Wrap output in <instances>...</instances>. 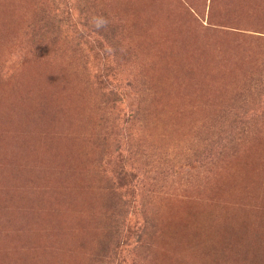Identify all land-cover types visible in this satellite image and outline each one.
I'll list each match as a JSON object with an SVG mask.
<instances>
[{"label": "rangeland", "instance_id": "rangeland-1", "mask_svg": "<svg viewBox=\"0 0 264 264\" xmlns=\"http://www.w3.org/2000/svg\"><path fill=\"white\" fill-rule=\"evenodd\" d=\"M0 264H264V0H0Z\"/></svg>", "mask_w": 264, "mask_h": 264}, {"label": "trees", "instance_id": "trees-1", "mask_svg": "<svg viewBox=\"0 0 264 264\" xmlns=\"http://www.w3.org/2000/svg\"><path fill=\"white\" fill-rule=\"evenodd\" d=\"M243 129V128H242ZM61 187H62V189H61V197L62 198H64L66 201L68 200V197L66 196V195H68V194H65V193H73V192H75L76 190H79L80 188H78V187H71L68 183H66V184H61ZM86 191V190H85ZM86 196H87V192H86ZM88 198V197H87ZM69 201V200H68ZM70 202V201H69ZM71 203V202H70ZM75 203H77V202H75ZM71 204H74V203H71ZM122 213H124L123 215H125V212H122ZM130 214V211H128V213H127V215H129ZM130 215H134V212H133V214H130ZM122 222H123V227H122V230H121V225L120 224H117L116 225V231L115 232H120L121 231V233H127V216L126 217H124V218H122ZM141 225H142V227H145L146 228V226H147V221H146V218L143 216V218H142V220H141Z\"/></svg>", "mask_w": 264, "mask_h": 264}, {"label": "bare ground", "instance_id": "bare-ground-1", "mask_svg": "<svg viewBox=\"0 0 264 264\" xmlns=\"http://www.w3.org/2000/svg\"><path fill=\"white\" fill-rule=\"evenodd\" d=\"M55 157H56V156H55ZM17 175H18V174H17ZM52 179H53V178H52ZM54 181H55V180H54ZM44 186H45V185H44ZM52 186H53V185H52ZM42 188H44V187H42ZM46 189H47V188H46ZM46 191H47V190H46ZM41 192L43 193V189H41ZM48 194H49V193H48ZM40 196H41V195H40ZM49 196H50V195H49ZM72 200H73V199H72ZM56 201H57V200H56ZM60 201H61V200H60ZM43 202H44V201H43ZM54 202H55V201H54ZM75 202H76V201H75ZM51 204H52V202H51ZM30 208H31V207H30ZM66 208H68V207H66ZM76 208H77V207H76ZM21 212H22V211H21ZM39 212H40V211H39ZM39 212H38V213H39ZM43 212H44V211H43ZM28 214H29V213H28ZM28 214H27V215H28ZM33 214H34V213H33ZM37 215H38V214H37ZM45 216H47V215L44 214V217H45ZM45 218H46V217H45ZM47 218H48V217H47ZM47 218H46V219H47ZM59 218H61V217H59ZM56 219H57V218H56ZM56 219H55V220H56ZM36 221H37V220H36ZM59 221H61V220L59 219ZM61 225H62V224H61ZM36 259H37V257H36Z\"/></svg>", "mask_w": 264, "mask_h": 264}]
</instances>
